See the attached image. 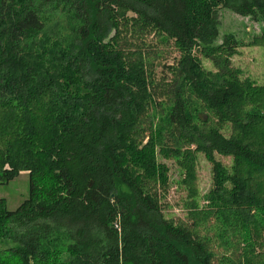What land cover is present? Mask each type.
Returning a JSON list of instances; mask_svg holds the SVG:
<instances>
[{"label": "trees", "instance_id": "1", "mask_svg": "<svg viewBox=\"0 0 264 264\" xmlns=\"http://www.w3.org/2000/svg\"><path fill=\"white\" fill-rule=\"evenodd\" d=\"M68 2L0 0V184L29 182L16 209L0 197V264H264V86L231 64L233 34L215 43L221 7L264 42V0ZM151 34L177 53L160 77L123 39ZM161 159L183 171L185 220L161 210Z\"/></svg>", "mask_w": 264, "mask_h": 264}, {"label": "rangeland", "instance_id": "2", "mask_svg": "<svg viewBox=\"0 0 264 264\" xmlns=\"http://www.w3.org/2000/svg\"><path fill=\"white\" fill-rule=\"evenodd\" d=\"M76 3V0H69L67 4ZM132 15V13H128ZM219 17V35L215 43H220L226 34H233L238 41L235 48V53L231 57V64L239 68L242 72V77L251 79L254 86H264V42L256 41L261 33V24L249 18L232 12L227 8L221 7L218 11ZM123 38L128 42L130 49L140 42L145 44L143 50L146 55H152L155 63V74L160 77L163 65L171 64L174 57L177 55L176 50L171 44H163L159 38H155L153 34L144 35L142 37L134 36ZM140 39V40H137ZM158 51L160 56H156ZM151 53V54H150ZM66 77L65 82L68 87L82 85L80 81L74 78L72 73L73 65L69 57L64 58ZM203 66L206 69H213L210 61L202 58ZM225 135L230 134V128L226 127L223 130ZM215 158L223 164L230 165L231 158L215 154ZM168 165V184L166 191H159L160 205L164 216L173 220H185L186 214V199L188 188L180 183L183 178V171L179 168L173 159H161ZM195 174L196 178L193 183L197 201L203 206L206 204L204 196L212 186V166L205 157L198 153L195 158ZM28 175L27 171H21L17 177L5 184H0V197L6 200L8 210H14L28 194ZM264 238V235H263Z\"/></svg>", "mask_w": 264, "mask_h": 264}]
</instances>
